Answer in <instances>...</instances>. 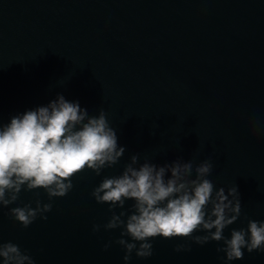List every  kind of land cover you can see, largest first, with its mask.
<instances>
[{"label": "water", "instance_id": "1", "mask_svg": "<svg viewBox=\"0 0 264 264\" xmlns=\"http://www.w3.org/2000/svg\"><path fill=\"white\" fill-rule=\"evenodd\" d=\"M58 94L90 116L102 108L126 151L100 176L73 177L46 220L23 228L8 215L48 203L42 189L0 210V239L34 264H225L217 242L159 236L152 256L125 262L119 229L92 231L110 216L92 189L133 154L157 165L210 159L208 179L240 194L226 237L264 221V0H0V125ZM243 251L227 264H264V251Z\"/></svg>", "mask_w": 264, "mask_h": 264}, {"label": "clouds", "instance_id": "2", "mask_svg": "<svg viewBox=\"0 0 264 264\" xmlns=\"http://www.w3.org/2000/svg\"><path fill=\"white\" fill-rule=\"evenodd\" d=\"M125 151L102 108L90 116L78 101L58 94L46 106L0 125V210L17 204L22 192L38 197L36 190L42 189L48 203L36 198L10 207L8 215L23 228L37 217L46 220L53 198L72 191L73 177L86 170L100 176L117 165ZM138 161V154L131 155L119 175L105 176L90 193L97 204H107L110 213L107 222L94 224L92 231L119 229L113 243L123 249L125 262L133 253L137 258L152 256L151 240L157 236L191 238L198 245L217 242L221 246L216 251L224 254L225 264L243 259V250L264 251V221L249 220L246 229H231L228 237L224 235L240 217V194L236 185L225 191L208 179L213 170L210 159L195 166L182 158L163 165ZM129 200L133 203L125 207ZM197 232L205 234L194 235ZM182 250L183 245L174 249ZM0 264L34 261L19 245L0 239Z\"/></svg>", "mask_w": 264, "mask_h": 264}]
</instances>
